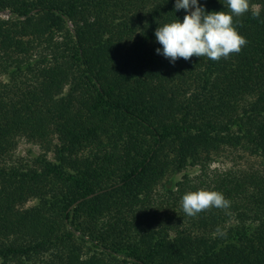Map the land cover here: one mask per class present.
Returning a JSON list of instances; mask_svg holds the SVG:
<instances>
[{
    "label": "trees",
    "instance_id": "obj_1",
    "mask_svg": "<svg viewBox=\"0 0 264 264\" xmlns=\"http://www.w3.org/2000/svg\"><path fill=\"white\" fill-rule=\"evenodd\" d=\"M249 3L238 54L172 63L155 30L183 21L175 0H0V264H264V0ZM21 138L41 153L15 158ZM223 154L250 164L208 175ZM201 188L230 207L187 216Z\"/></svg>",
    "mask_w": 264,
    "mask_h": 264
},
{
    "label": "clouds",
    "instance_id": "obj_2",
    "mask_svg": "<svg viewBox=\"0 0 264 264\" xmlns=\"http://www.w3.org/2000/svg\"><path fill=\"white\" fill-rule=\"evenodd\" d=\"M229 11L206 12L198 0H175L176 11L185 10L181 22L175 18L155 30L157 42L162 46L158 54L174 63L178 58L207 57L213 61L227 59L238 54L248 43L234 26V17H241L249 11V0H226ZM259 17V11L253 13ZM182 210L189 217L212 208L227 209L231 202L216 190L198 189L189 191L182 197ZM217 233L226 235L220 229Z\"/></svg>",
    "mask_w": 264,
    "mask_h": 264
},
{
    "label": "rangeland",
    "instance_id": "obj_3",
    "mask_svg": "<svg viewBox=\"0 0 264 264\" xmlns=\"http://www.w3.org/2000/svg\"><path fill=\"white\" fill-rule=\"evenodd\" d=\"M0 18L8 19L10 18V13L8 11H3L0 13ZM66 91L67 88H65V92ZM40 153H41V149L39 148L38 145L29 143L25 139L21 138L17 144L14 157L19 160L22 159L24 161H27L37 157V155ZM46 155L49 160H53V156H54L53 151L48 152ZM234 158H235L234 156H229L228 154H223L219 156L217 159H214L210 163V166L206 171V173L208 175H213L228 170L229 168L230 169L232 168L238 169L243 167L245 168L250 164V163H246L244 160H238ZM184 174H187L190 180H193L200 175L198 168H187L185 171L175 175L171 181L172 182L180 181L183 178ZM34 204H35V200H30L26 204V206H32ZM76 235H79V232H76Z\"/></svg>",
    "mask_w": 264,
    "mask_h": 264
}]
</instances>
